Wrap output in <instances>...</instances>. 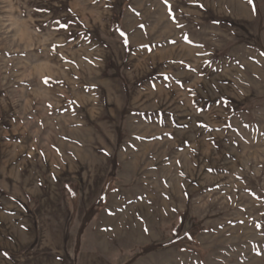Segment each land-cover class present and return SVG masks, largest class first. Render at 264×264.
Returning a JSON list of instances; mask_svg holds the SVG:
<instances>
[{"label": "rangeland", "instance_id": "374dc122", "mask_svg": "<svg viewBox=\"0 0 264 264\" xmlns=\"http://www.w3.org/2000/svg\"><path fill=\"white\" fill-rule=\"evenodd\" d=\"M0 264H264V0H0Z\"/></svg>", "mask_w": 264, "mask_h": 264}, {"label": "trees", "instance_id": "16d2710c", "mask_svg": "<svg viewBox=\"0 0 264 264\" xmlns=\"http://www.w3.org/2000/svg\"><path fill=\"white\" fill-rule=\"evenodd\" d=\"M196 234H197L196 229H193L192 231L187 232V236H188L190 239L194 238Z\"/></svg>", "mask_w": 264, "mask_h": 264}, {"label": "snow or ice", "instance_id": "6c2138e0", "mask_svg": "<svg viewBox=\"0 0 264 264\" xmlns=\"http://www.w3.org/2000/svg\"><path fill=\"white\" fill-rule=\"evenodd\" d=\"M121 35H124L123 33H121ZM47 81L45 80V83H46Z\"/></svg>", "mask_w": 264, "mask_h": 264}]
</instances>
